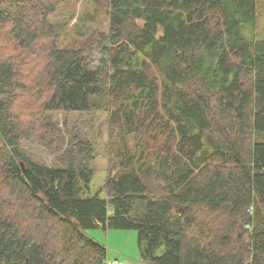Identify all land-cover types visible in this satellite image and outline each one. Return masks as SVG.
Listing matches in <instances>:
<instances>
[{
    "label": "trees",
    "instance_id": "trees-1",
    "mask_svg": "<svg viewBox=\"0 0 264 264\" xmlns=\"http://www.w3.org/2000/svg\"><path fill=\"white\" fill-rule=\"evenodd\" d=\"M74 1L0 0V264H106L86 234L95 229L135 231L152 264H264V42L244 33L263 0H106L94 49L107 60L95 69L49 20ZM2 36L14 44L1 49ZM20 94L47 112L122 105L109 110L112 154L96 193L82 136L47 121L53 165L19 149L6 112ZM141 131L162 145L116 147Z\"/></svg>",
    "mask_w": 264,
    "mask_h": 264
},
{
    "label": "rangeland",
    "instance_id": "rangeland-1",
    "mask_svg": "<svg viewBox=\"0 0 264 264\" xmlns=\"http://www.w3.org/2000/svg\"><path fill=\"white\" fill-rule=\"evenodd\" d=\"M108 11L106 0H77V2L74 1L60 6L56 11L57 18L51 16L49 19L53 22V25L56 24V27L59 28L61 43L63 45H73L76 48H80L86 54V61L93 69L103 68L106 64L107 59L102 53L95 52L94 47L96 44L95 41H99L96 37L98 35L100 36L103 32H107L109 22ZM244 33L249 39L253 37L259 42H264V0L257 2L255 31L248 29ZM1 40H3L1 49L14 44L11 37L2 36ZM37 49L41 48L38 47ZM11 60L20 63L16 60L15 56H11ZM28 70L36 71L37 69L35 66L29 65ZM132 93V90L129 89L120 93L119 97L123 99ZM16 100L18 102L16 101L15 104L18 105L15 107V110H12V113L6 112V114H13L16 118L14 121L16 123L13 126H15L14 131L18 132V136H20L18 143L16 142L19 149L24 150L27 157L34 161H42L46 165H53L51 157L47 155V150L44 145L47 139H53L47 133L49 130L47 121H50L49 124L51 127H55L58 135L62 134L67 136L70 134L71 136H75L77 134L82 136L84 140L87 139V142L92 144L94 152V161L92 164L94 175L89 188L92 194L96 193L104 184L108 159L112 154V150L108 146L111 144L110 138L112 133L109 110H115L120 104L117 102L113 103V101L110 103L102 101L99 105L103 106L104 110H96L95 112H47L44 106L39 103L40 99L37 97L32 99V96L28 94H20ZM144 116L142 111L136 112L135 115L136 118H144ZM216 127L223 128L220 124L216 125ZM123 136L124 138L118 139L117 148L122 145L123 141H127L126 146L128 147L143 145L148 146L150 149L163 143L159 136L153 135L151 132L141 131L137 135H132L133 138L130 139L126 135ZM3 146V138L0 135V149ZM7 148L9 150L12 148L9 142ZM151 163L152 161L146 157L145 164L150 165ZM4 209L8 208L4 207ZM17 210L23 215L24 220H26L23 214V207L18 206ZM31 210L33 212L32 208ZM22 224L25 225L24 222ZM46 228H43L45 230L42 232V235L46 237L47 243ZM32 229L33 233H31ZM35 231L36 227L31 228L29 232L30 234H35ZM86 234L89 238L94 239L106 247L107 260L109 261L116 259L121 264H152L149 260L142 257L135 231L114 229L103 231L101 229H95L88 230ZM163 252L164 248L161 246L156 250L154 255L159 257Z\"/></svg>",
    "mask_w": 264,
    "mask_h": 264
},
{
    "label": "built area",
    "instance_id": "built-area-1",
    "mask_svg": "<svg viewBox=\"0 0 264 264\" xmlns=\"http://www.w3.org/2000/svg\"><path fill=\"white\" fill-rule=\"evenodd\" d=\"M106 264H120V263H118L117 261H109V260H108V261L106 262Z\"/></svg>",
    "mask_w": 264,
    "mask_h": 264
},
{
    "label": "crops",
    "instance_id": "crops-1",
    "mask_svg": "<svg viewBox=\"0 0 264 264\" xmlns=\"http://www.w3.org/2000/svg\"><path fill=\"white\" fill-rule=\"evenodd\" d=\"M114 261H117L116 259ZM121 264V263H120Z\"/></svg>",
    "mask_w": 264,
    "mask_h": 264
}]
</instances>
